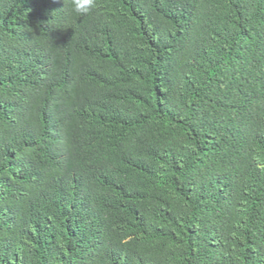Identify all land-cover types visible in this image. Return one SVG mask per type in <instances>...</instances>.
Here are the masks:
<instances>
[{
    "label": "trees",
    "instance_id": "1",
    "mask_svg": "<svg viewBox=\"0 0 264 264\" xmlns=\"http://www.w3.org/2000/svg\"><path fill=\"white\" fill-rule=\"evenodd\" d=\"M0 264H264V0H0Z\"/></svg>",
    "mask_w": 264,
    "mask_h": 264
},
{
    "label": "clouds",
    "instance_id": "2",
    "mask_svg": "<svg viewBox=\"0 0 264 264\" xmlns=\"http://www.w3.org/2000/svg\"><path fill=\"white\" fill-rule=\"evenodd\" d=\"M72 11L76 14H89L97 7V0H71Z\"/></svg>",
    "mask_w": 264,
    "mask_h": 264
}]
</instances>
